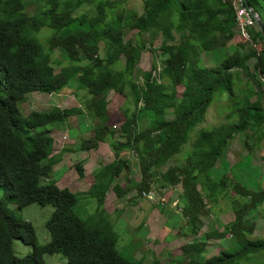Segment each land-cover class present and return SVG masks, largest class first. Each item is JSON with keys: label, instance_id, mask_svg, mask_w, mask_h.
I'll use <instances>...</instances> for the list:
<instances>
[{"label": "trees", "instance_id": "16d2710c", "mask_svg": "<svg viewBox=\"0 0 264 264\" xmlns=\"http://www.w3.org/2000/svg\"><path fill=\"white\" fill-rule=\"evenodd\" d=\"M90 1H69L68 8L61 9L60 0H45V6L32 14L26 0H0V190L5 196L0 198V264H47L46 254H61L67 264H161L158 256L145 263L121 254L120 234L106 219L107 196L110 191L124 198L133 189L139 190L140 195L150 190L153 176L182 151L216 95L234 96L233 69L251 78L253 86L247 85L241 102L236 99L228 122L199 132L186 157L187 164L169 166L166 178L183 188L184 211L196 218L204 206V197L215 201L226 187L234 189L243 202H234L235 219L225 229L236 245L206 255L209 241L218 236L214 228L205 233L204 241L184 244L182 253L172 256L170 264H236L249 255L264 252V238H253L256 225L245 219L246 210L262 206L264 196L227 176L218 181L210 176L238 133L264 128V44L259 27L249 31L252 44L260 43V50L251 47L243 53L244 45L240 44L230 65L208 67L202 52L224 46L236 36L231 0H144L141 14L124 9L119 1L101 0L93 15H74L72 8ZM248 1L264 21V0ZM110 8L113 12L109 19ZM126 15L130 18L129 28L149 33L152 43L155 37H163L151 69L141 72L142 83L135 79V70L137 49L144 46L125 38ZM43 27L52 29L48 48L35 36ZM56 49L70 62L62 69L64 77L86 90L85 107L89 119L96 123L94 136L84 139L80 148L92 150L109 143L114 152L113 159L93 173L92 189L81 193L62 188L55 181L42 182L51 177L59 160L54 153L57 141L52 129L73 112L51 108L33 110L27 115L21 109L28 93L49 94L55 90L52 54ZM252 59L255 63L251 72ZM164 78H169L174 86L165 83ZM177 86L183 87L182 92ZM112 91L131 97V105L122 111V106L110 109ZM253 95L257 96L255 101L251 99ZM168 108H172V113H167ZM81 112L83 109L75 111ZM235 115L236 120L232 119ZM113 124H120L118 132L111 128ZM143 139L148 142L146 153L139 146ZM127 150L136 153L142 178L130 179L129 187L124 188L117 178L131 166V160L122 155ZM76 168L83 176L82 162ZM80 195L97 201L96 213L87 219L74 210ZM6 200L18 209L33 203L52 205L54 211L46 224L49 242L40 243L32 223L18 216ZM98 214L102 221H97ZM17 239L31 246V253L18 256L13 248Z\"/></svg>", "mask_w": 264, "mask_h": 264}, {"label": "rangeland", "instance_id": "374dc122", "mask_svg": "<svg viewBox=\"0 0 264 264\" xmlns=\"http://www.w3.org/2000/svg\"><path fill=\"white\" fill-rule=\"evenodd\" d=\"M75 0H60V8L67 9V3ZM101 0H91L84 2L80 7L74 9V15L79 16L82 13L93 15L96 12V4ZM105 1V0H102ZM119 1L124 9L129 11L135 10L138 13L144 11V0H112ZM27 9L30 13L35 14L45 6V0H26ZM235 10L236 8L231 5ZM71 9V8H70ZM113 8L107 10L108 18L112 16ZM129 16L126 15L124 20L125 38L133 39L134 42L143 45L144 48L138 47L136 59L137 68L135 70V79L142 83L141 72L150 70L156 53H160L159 47L163 37L161 35L151 40L149 33H139L137 30L129 28ZM257 27V26H255ZM236 36L228 41L226 45L220 46L210 51L202 52V59L206 66L215 67L221 63L230 65L235 56L236 49L243 44L242 52L249 51L251 47L258 50V45L252 44L251 39L244 36L236 22L233 27ZM52 33L49 27H43L35 36L38 41L48 48V38ZM177 39L179 34L174 32ZM103 49V48H102ZM103 51V50H102ZM101 51V52H102ZM55 75L53 86L55 90L49 94L31 92L27 94V101L21 105L25 114L33 110H49L51 108L70 111L69 118L55 124L52 135L57 140L55 143L54 153L58 155V163L55 164L50 178H44L43 183L55 181L60 187H67L75 193L84 192L92 189L95 185L93 173L99 165L107 163L113 159L112 146L109 143L101 144L98 148L92 150L81 149L80 145L84 139L94 136L95 122L91 121L85 107L87 99L86 90L77 88L75 80L67 81L62 73V69L70 65V62L64 57L61 50L56 49L52 54ZM161 63L160 57H158ZM255 59L249 61V65L254 68ZM161 69V67L159 68ZM234 77V96L223 93L209 107L204 120L198 124L190 133L189 141L183 145L182 151L175 156L160 172L153 176L149 192L154 194L153 199L139 194V190L133 189L124 198H119L114 191H110L107 196L106 207L108 217L113 229L120 234L118 249L121 254L128 258L143 259L149 263L154 256H158L161 264H170L172 256H179L182 253V246L193 241H204L205 233L217 228L218 236L209 241L207 245V254L214 255L223 248H233L236 243L225 229V226L235 219L233 209L234 202H243V199L229 186L224 192L218 195L217 200L203 198L204 206L199 209V216L186 214L184 211L183 199L186 197L183 188L178 185H172L167 180L169 166L187 164L186 157L193 149V141L197 138L202 129H209L219 123L228 122V114L236 106V99L241 102L245 97L247 85H252L248 76L239 69ZM238 71V72H237ZM264 85V77L262 78ZM163 81L169 86L174 84L169 78ZM179 92L183 87L177 86ZM131 98V97H130ZM127 95L116 92L110 93L109 108L118 110L131 105V99ZM256 95L251 99L255 101ZM262 104L264 105V86L262 94ZM77 109H83L81 113H75ZM172 108L167 109V113H172ZM253 112H255L253 110ZM171 117V115H169ZM232 119H238L235 115ZM111 128L117 132L120 124H113ZM140 149L146 153L149 150L148 142L143 139L140 142ZM106 147V149H105ZM70 148L71 150L66 151ZM122 155L131 160V166L120 174L117 182L124 188L130 185V179L140 181L142 178L141 167L139 165L136 153L133 151H123ZM82 162L84 175L80 176L76 165ZM210 176L218 181L227 176L232 181H237L244 187L256 190L264 196V128L248 129L245 132L238 133L226 153L217 161L215 167L210 171ZM0 198L5 199L4 192L0 190ZM6 204L14 212L29 221L34 226L40 243H47L50 240V233L47 229V221L50 219L54 207L52 205L41 206L33 203L23 209L6 200ZM200 206V205H199ZM97 201L91 197L80 195V200L74 207L77 215L87 219L96 213ZM97 221H102L103 217L98 214ZM245 219L255 223V230L251 235L254 237L264 238V203L262 206L249 208L246 210ZM13 248L18 256H24L31 253L32 248L17 239L13 242ZM47 264H67L65 257L61 254H46L44 256ZM236 264H264V252L255 253L247 256Z\"/></svg>", "mask_w": 264, "mask_h": 264}, {"label": "built area", "instance_id": "2783aa9c", "mask_svg": "<svg viewBox=\"0 0 264 264\" xmlns=\"http://www.w3.org/2000/svg\"><path fill=\"white\" fill-rule=\"evenodd\" d=\"M232 4L236 8V22L244 36L251 39L249 28L258 26L256 23V17L258 14L249 8L245 0H231ZM256 28V27H255ZM144 196L149 199H153L154 194L152 192H143Z\"/></svg>", "mask_w": 264, "mask_h": 264}, {"label": "water", "instance_id": "95a60500", "mask_svg": "<svg viewBox=\"0 0 264 264\" xmlns=\"http://www.w3.org/2000/svg\"><path fill=\"white\" fill-rule=\"evenodd\" d=\"M245 1H246L247 6L249 8H252L251 5H250V3H249V1L248 0H245ZM256 23H257L259 29L262 32V35H263V44H264V21H263V19L259 15L256 17Z\"/></svg>", "mask_w": 264, "mask_h": 264}, {"label": "crops", "instance_id": "0c3cea01", "mask_svg": "<svg viewBox=\"0 0 264 264\" xmlns=\"http://www.w3.org/2000/svg\"><path fill=\"white\" fill-rule=\"evenodd\" d=\"M56 140V139H55ZM57 141V140H56ZM105 149H106V147H105ZM101 165H99L98 167H97V169L100 167Z\"/></svg>", "mask_w": 264, "mask_h": 264}]
</instances>
